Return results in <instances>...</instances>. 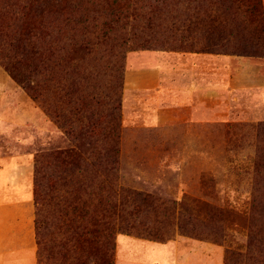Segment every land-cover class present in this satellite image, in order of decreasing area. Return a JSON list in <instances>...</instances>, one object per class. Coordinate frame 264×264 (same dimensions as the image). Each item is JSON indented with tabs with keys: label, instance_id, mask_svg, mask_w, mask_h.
<instances>
[{
	"label": "rangeland",
	"instance_id": "obj_1",
	"mask_svg": "<svg viewBox=\"0 0 264 264\" xmlns=\"http://www.w3.org/2000/svg\"><path fill=\"white\" fill-rule=\"evenodd\" d=\"M259 1L0 0V52L28 27L40 61L37 98L0 63V158L39 178L45 264L93 217L111 264H264Z\"/></svg>",
	"mask_w": 264,
	"mask_h": 264
},
{
	"label": "trees",
	"instance_id": "obj_2",
	"mask_svg": "<svg viewBox=\"0 0 264 264\" xmlns=\"http://www.w3.org/2000/svg\"><path fill=\"white\" fill-rule=\"evenodd\" d=\"M230 1V0H228ZM236 1H242V0H233V3ZM247 2L253 3L252 7H255L254 5H259V0H246ZM257 12H259L257 14ZM36 12H25V14H32ZM249 13L261 15V12L249 10ZM27 30L24 32L27 33V36L25 35H17L16 36V42L12 45H14L13 53L7 56H3V54L0 52V63L4 66V68L8 71L10 76L16 80L23 89L27 90L28 93H30L32 96L37 98L36 94V82L32 78L31 71H34L38 65L40 64V61L37 60H30L25 58V53H36V51L33 49L32 43V36H29L28 31L29 28L26 27ZM6 58V59H5ZM30 58V57H29ZM37 58V57H36ZM30 72H26L28 69ZM59 155L58 158L62 160H70L72 162L76 159L74 153L70 150H64L62 153L55 152ZM48 155V154H47ZM49 156V155H48ZM53 157V154L50 155ZM259 159L263 161V163H257L258 166H264V155L260 154ZM40 162L37 160L35 164V170L36 175L39 174L41 166L39 165ZM41 183L39 181V178L36 176V180L34 182L33 186V200H34V207H35V216H34V230H35V240L37 245V264H45V260L49 259H55L58 258L60 261L65 260L67 258V252L68 250L65 248L64 241H62V235L59 236V239L52 236V233H59V230H54L50 232V237L48 239H45V230L49 229L50 227H53L52 224H49L46 220L45 215L41 213V204H40V191ZM58 229L59 227H56ZM83 230L76 232L77 236L75 239L76 247L79 249L80 255L77 257L76 264H111L110 259L108 258V245L106 244V239L104 236V232L102 229V222L100 218L93 217L89 220V225H84L82 227ZM73 238V236H72ZM47 241H49L54 247L59 246L60 248L56 249V251L53 252L52 249H50L51 246L47 245ZM112 247V243H111ZM65 251V252H64ZM110 251V247H109ZM56 254V256H55Z\"/></svg>",
	"mask_w": 264,
	"mask_h": 264
},
{
	"label": "crops",
	"instance_id": "obj_3",
	"mask_svg": "<svg viewBox=\"0 0 264 264\" xmlns=\"http://www.w3.org/2000/svg\"><path fill=\"white\" fill-rule=\"evenodd\" d=\"M2 119V116H0ZM0 158V264H37L29 160Z\"/></svg>",
	"mask_w": 264,
	"mask_h": 264
}]
</instances>
